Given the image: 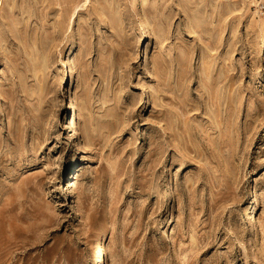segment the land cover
<instances>
[{"label": "rangeland", "instance_id": "374dc122", "mask_svg": "<svg viewBox=\"0 0 264 264\" xmlns=\"http://www.w3.org/2000/svg\"><path fill=\"white\" fill-rule=\"evenodd\" d=\"M0 2V264H264V0Z\"/></svg>", "mask_w": 264, "mask_h": 264}, {"label": "bare ground", "instance_id": "6f19581e", "mask_svg": "<svg viewBox=\"0 0 264 264\" xmlns=\"http://www.w3.org/2000/svg\"><path fill=\"white\" fill-rule=\"evenodd\" d=\"M86 1H87V0H85V3H86ZM136 3H137V2L134 3V7H136ZM0 8H1V2H0ZM137 20L141 21V20H142V17H141L140 15H138ZM73 29H74V25H73V23H70L69 31H68V32H72ZM148 33H149L148 28H147V27H144V28H142V29L140 30L139 37H140V38H141V37H142V38H145V37L148 35ZM72 38H73V37H72ZM63 59H64V58H63ZM70 61H71V60H70V55H69V56L67 57L66 60H63V61H62V63L65 64V63H69ZM69 70H70V71H69V74H71V73L74 72V71H73V67L70 68ZM72 121H74V119H72ZM72 185H74V182H72V180H70V182H69V187H71ZM249 219H250V218H249ZM90 248H91V251H92V252H99L100 259H102V260L104 259L103 254L101 253V244H100L98 238L94 239V241H93V242L91 243V245H90ZM100 259H99V260H100Z\"/></svg>", "mask_w": 264, "mask_h": 264}]
</instances>
